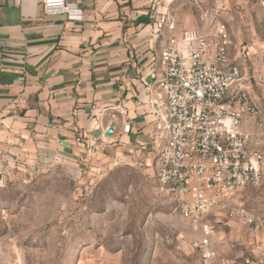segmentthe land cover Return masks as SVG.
I'll return each instance as SVG.
<instances>
[{
	"label": "crops",
	"instance_id": "1",
	"mask_svg": "<svg viewBox=\"0 0 264 264\" xmlns=\"http://www.w3.org/2000/svg\"><path fill=\"white\" fill-rule=\"evenodd\" d=\"M67 2L83 9L82 23L46 16L37 1L0 0L4 181L60 163L71 166L79 178L95 167L100 152L109 155L107 143L112 140L125 151L152 149L154 125L146 102L160 71L167 21L175 24L176 35L199 29L203 15L207 23L220 21L224 10L219 5L227 4V0ZM226 27L228 59L239 68L242 87L245 62L262 74L264 51L257 44L244 45L240 32L230 23ZM250 95L264 121L260 104ZM111 124L117 129L114 136L105 133ZM124 125H130L128 134L121 132ZM249 242L253 252L264 251V233Z\"/></svg>",
	"mask_w": 264,
	"mask_h": 264
},
{
	"label": "rangeland",
	"instance_id": "2",
	"mask_svg": "<svg viewBox=\"0 0 264 264\" xmlns=\"http://www.w3.org/2000/svg\"><path fill=\"white\" fill-rule=\"evenodd\" d=\"M219 6L224 16L217 22L230 23L244 45L257 44L264 51V0H227ZM214 22L203 15L199 28ZM244 66L245 82L238 88L255 96L264 116V92L253 80L257 69L248 62ZM260 67L264 75V52ZM248 132L251 145L264 154V126ZM107 144L109 155L100 152L95 167L79 178L60 163L4 181L0 264H201L192 248L200 229L156 190L154 150L125 151L117 140ZM229 205L264 214V180L233 193ZM206 220L216 229L215 264L225 259L242 264L263 255L247 244L253 237L247 227L228 220L224 210Z\"/></svg>",
	"mask_w": 264,
	"mask_h": 264
},
{
	"label": "built area",
	"instance_id": "3",
	"mask_svg": "<svg viewBox=\"0 0 264 264\" xmlns=\"http://www.w3.org/2000/svg\"><path fill=\"white\" fill-rule=\"evenodd\" d=\"M15 1H37L46 16H63L71 24L84 21L83 9L67 0ZM166 29L160 71L146 102L154 125L156 190L176 202L180 216L200 229L192 248L201 264H215L216 229L206 220L213 212L224 210L228 220L244 224L253 237L264 233V214L229 205L233 193L264 180V154L251 145L248 132L262 129L264 121L252 97L238 88L242 76L229 62L224 23L216 21L176 35L175 24L167 21ZM253 80L264 92V75L255 71ZM121 132L128 134L130 125ZM105 133L114 136V124ZM222 264L236 263L225 259ZM242 264H264V254L245 258Z\"/></svg>",
	"mask_w": 264,
	"mask_h": 264
}]
</instances>
